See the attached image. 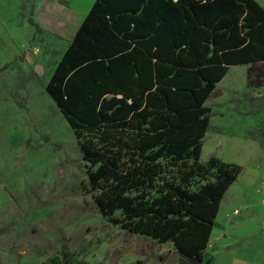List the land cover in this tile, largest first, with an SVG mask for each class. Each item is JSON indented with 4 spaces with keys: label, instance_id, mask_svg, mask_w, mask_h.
<instances>
[{
    "label": "trees",
    "instance_id": "obj_1",
    "mask_svg": "<svg viewBox=\"0 0 264 264\" xmlns=\"http://www.w3.org/2000/svg\"><path fill=\"white\" fill-rule=\"evenodd\" d=\"M241 65L264 67L257 0H96L46 86L79 140L98 211L172 243L186 264L205 261L243 173L217 157L201 162L205 104Z\"/></svg>",
    "mask_w": 264,
    "mask_h": 264
},
{
    "label": "rangeland",
    "instance_id": "obj_2",
    "mask_svg": "<svg viewBox=\"0 0 264 264\" xmlns=\"http://www.w3.org/2000/svg\"><path fill=\"white\" fill-rule=\"evenodd\" d=\"M46 1L60 4L34 19L63 39L32 24ZM94 2L0 0V264H186L172 243L130 234L98 211L79 140L46 92L74 17ZM252 67L231 68L205 104L212 116L201 162L243 167L205 255L264 264V67Z\"/></svg>",
    "mask_w": 264,
    "mask_h": 264
},
{
    "label": "crops",
    "instance_id": "obj_3",
    "mask_svg": "<svg viewBox=\"0 0 264 264\" xmlns=\"http://www.w3.org/2000/svg\"><path fill=\"white\" fill-rule=\"evenodd\" d=\"M96 1V0H95ZM47 3H44V2H41L38 6H37V8L35 9V11H34V14H32V18H33V20H35L34 19V15L35 14H37V15H40V14H42L43 13V10H44V8H46V12L45 13H43L42 15H51V14H54V12H53V9L52 8H50V4H53V5H57V4H60V3H58V2H56V1H46ZM260 4L263 6V8H264V2H260ZM69 8H71L70 7V4L69 5H67ZM79 12V15H77V16H75L74 17V21H73V26H72V31H71V33H70V42L68 41V47H69V45L71 44V42H72V40H73V38H74V36H75V33H76V31H78V29H79V27H80V25H81V23H82V21L84 20V17L87 15V13H85V11H78ZM35 23L37 24V21L35 20ZM37 26H39V28L40 29H43L42 31H44L45 29V31H51V32H53V34H55V36H56V33L57 32H55L56 30L52 27V25L51 24H49L48 22H46V24H44L43 26H40V25H38L37 24ZM37 26H36V28H37ZM38 29V28H37ZM57 35H59V36H56L57 38H60V39H63L64 37V35H65V33L63 32V33H59V34H57ZM233 68V67H232ZM229 74V73H228ZM225 79V78H224ZM223 82V81H222ZM220 221L217 219L216 220V223H215V229H213V232H212V236H211V240H213V236L214 235H216L214 232H216L215 230L216 229H221V228H223V224L222 223H219ZM223 254V252L222 253H214V254H212V255H210L209 253H207V255H205V261H203V264H254V263H252L249 259H245V258H242L241 256H237V255H235V254H231L230 256L228 255L227 257H223V259L221 258V255ZM257 264V263H256Z\"/></svg>",
    "mask_w": 264,
    "mask_h": 264
}]
</instances>
